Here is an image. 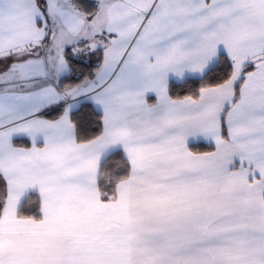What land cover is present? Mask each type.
Here are the masks:
<instances>
[{
    "label": "snow or ice",
    "instance_id": "snow-or-ice-1",
    "mask_svg": "<svg viewBox=\"0 0 264 264\" xmlns=\"http://www.w3.org/2000/svg\"><path fill=\"white\" fill-rule=\"evenodd\" d=\"M0 264H264V0H0Z\"/></svg>",
    "mask_w": 264,
    "mask_h": 264
},
{
    "label": "trees",
    "instance_id": "trees-1",
    "mask_svg": "<svg viewBox=\"0 0 264 264\" xmlns=\"http://www.w3.org/2000/svg\"><path fill=\"white\" fill-rule=\"evenodd\" d=\"M89 69L88 68H83V71L86 73ZM199 86V84H193V85H190V86H185L184 89L182 90H178V91H183V92H187L189 90V88H191L192 90H194L195 88H197ZM199 150L201 151H207V150H211L210 148H208L207 146H201L199 148Z\"/></svg>",
    "mask_w": 264,
    "mask_h": 264
}]
</instances>
